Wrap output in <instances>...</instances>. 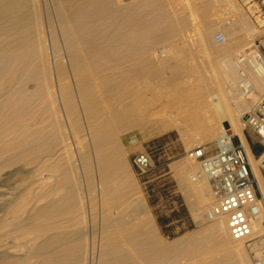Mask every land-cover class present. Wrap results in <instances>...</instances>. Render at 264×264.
<instances>
[{
  "label": "bare ground",
  "instance_id": "6f19581e",
  "mask_svg": "<svg viewBox=\"0 0 264 264\" xmlns=\"http://www.w3.org/2000/svg\"><path fill=\"white\" fill-rule=\"evenodd\" d=\"M209 1L141 0L129 8L120 0H0V264H10L15 257L9 239L21 232L30 215L50 220L47 226L29 223L33 230L44 226L48 232L58 215L68 216L76 209L77 216L85 218L91 204L84 201L79 187H89L94 180L102 200L98 237L85 243L84 239L64 240L59 234L41 235L45 240L39 248L70 245L62 247L65 252L53 255L56 249L45 254L46 264H67L73 249L76 264H252L247 246L232 240L218 223L212 222L199 240L187 241L185 247V237L162 241L144 199L121 175L119 135L151 124L158 131L173 127L199 132L185 142L189 147L203 144L215 139L223 127L213 104L217 100L228 131L244 146L264 194V175L240 124L256 96L242 95L234 64L258 30L240 9L233 11L230 22L213 25L205 17ZM197 11L202 18L197 23L193 19L195 39L189 42L187 30ZM219 27L226 42L214 49L210 39ZM179 36L181 42L167 45ZM178 50L186 57L178 56ZM193 51L201 52L205 60L187 63ZM200 66L209 68L208 85L197 79ZM245 70L255 92H264V74ZM144 75L161 80L166 94L138 95L133 86ZM61 155L69 173L80 168L85 180L72 179L68 173L53 175V180L44 176L59 170ZM20 162L46 164L24 170L22 163L23 168L14 172L24 173L35 185L29 209L22 199L17 201L20 191L9 192L4 181L10 172H2ZM177 168L193 216L203 220L210 200L208 184L191 181L198 166L190 161ZM254 231L264 235V224H256Z\"/></svg>",
  "mask_w": 264,
  "mask_h": 264
},
{
  "label": "rangeland",
  "instance_id": "374dc122",
  "mask_svg": "<svg viewBox=\"0 0 264 264\" xmlns=\"http://www.w3.org/2000/svg\"><path fill=\"white\" fill-rule=\"evenodd\" d=\"M140 1L141 0L139 1L138 0H120V2L126 6L128 4L130 5L133 3L130 6L128 5L129 8L138 6ZM207 7L209 8L207 9ZM205 8L208 11L207 12L205 10L207 13H205L206 15L204 14L206 17V20L212 22L213 25H217V26L218 25L220 26L221 23H226V21L227 23L228 21L230 22L233 17V11L237 12L240 9L243 15L249 20V22L253 23L257 27V30H258V33H257V36L255 37L254 42L249 46V48L248 47L246 48L245 52H248L252 49L257 48L262 54H264V0H210L205 6ZM196 13H197L196 16L192 18V20L193 19L195 20V23H197L198 21H201V18H202V16L201 18L200 16H198L200 15L199 11H197ZM207 14L209 15L207 16ZM192 20H191L190 29H188L189 31L187 30V33L189 35V37L187 38H189V42L192 39V37L193 38L195 37L194 36L195 32H194V27H193L195 26V24H194V20L193 21ZM219 28L215 31V33L224 32L223 28H220V29ZM210 41L212 44L211 46L214 49H218L220 45H218L214 41V35L210 39ZM173 42L174 43L181 42V36L177 37L176 40H172L168 42L169 44L167 43V45H171L170 43H173ZM240 44H242V42ZM171 48L174 49V47H170V49ZM176 54L178 56H181L182 54H184L185 57L187 55L185 52L181 53L179 50L176 51ZM188 54H189L188 55L189 58L186 60L187 63L195 64V62L205 60L201 52L193 51L192 53L189 52ZM208 74H209V68H207L206 66H200L199 68H197L196 75H197V79L199 80V83L204 84L207 82L206 84L208 85ZM160 81L161 80H159L158 78H152L150 76L144 75L139 78V80L134 84L133 87L135 88V91L137 92L138 95H143L145 98H151L156 95L166 94L164 90L162 89L163 85ZM213 120L214 119L211 118L210 123L214 125L215 120L214 121ZM199 134L200 133L196 131L180 132L178 129L173 128V127L165 131H158L151 124H147L141 127L140 129H134V130H130V131L122 133L121 135H119L118 143H117V145L119 146V152H120V158H121L120 159L121 175L124 177V180H126V182L130 185V189L137 190L138 192L137 195H140L144 199L148 215L151 216L153 222L155 223L157 230H158V234L161 237V240L166 243H170L171 241L173 242L177 239L185 237L184 243H183L184 247L185 245H187L188 242L191 243L192 240L193 242L199 240L204 235L205 229L208 226H210V224L212 225V222L206 221L204 217H202L203 220H200L198 217L193 216L192 206L190 205L191 201L190 199H188L183 189V186L180 183V179L178 176L177 165L182 164L184 161L189 162V160L186 158V152L192 148V147H189V145L185 142V139L187 137L195 136ZM244 135H245V138L247 139V142L254 150L262 151L261 146L257 142L255 136L250 131H244ZM236 136L234 138V142H238V138H237L238 136L237 137ZM215 137L217 138V135ZM215 139L211 141L207 140L203 144L207 145L209 150H212ZM138 153H145L151 158L152 169L145 174H138L132 164L133 156ZM260 153L259 154L257 152L255 153L254 157L257 160L259 159ZM60 157H61V161L59 164L61 166L59 167V170L55 173L49 172V171L44 172L43 174L45 177H50V179L53 180L54 179V177H52L53 175L60 174L64 176L68 173L69 175L70 174L74 175V176L70 175L71 178L74 177V179H76L77 177L78 179L82 178V180H85L84 179L85 175L82 174L83 172L80 168L73 171L75 172L74 174L72 171H70L71 173H69V171L66 169L67 165H65L67 161L65 159V155H63V157L61 155ZM22 163L23 162L18 163V166L14 164L11 167L4 168L2 172L4 171L6 173L10 172V175L12 177L9 175L10 177L8 178L9 181L8 179L4 181L5 184L11 188L9 192L11 193L14 192L13 194H16V193H19L20 191V195L17 201L21 202V199H22L23 203L26 204L27 209H29L32 206L31 201H32V204L34 203L33 194L35 193V185L30 184L31 183L30 179L26 177L24 173H14L17 170L16 167L20 168L22 166ZM63 163L64 165H62ZM190 163L195 166L197 165L195 162H190ZM23 166H24V170H29V169L34 170V169L40 168V166L44 168L46 167V164L42 165L41 163L40 165L39 163L38 164L33 163V164L25 166L23 163ZM261 172H262V175H264V171H261ZM94 181L89 187L88 186L86 187L85 185H81V184L79 187L81 188L79 191H81L80 193L84 201L88 199L89 203L91 204L90 208L92 211L87 208L85 218L81 219V217H78L77 216L78 211L76 209H74V212L76 213L73 212L69 214L68 216L63 215L64 217H62V215H58L52 220L51 224L53 228H51L48 232V230L43 231L42 227L47 226V223L48 225H50V220L46 219L45 221H43L44 219H36L35 217H32V215H30L29 221L28 219L26 220V222H28L27 223L28 225L25 223L24 226L20 228L21 232L13 233L11 239H9L12 242L11 243L12 250L11 249L10 250L13 251L10 254L15 255V257L11 259L9 263L10 264H17V263L19 264L20 263L21 264H46L48 263V261L45 262V260H47L46 255L48 254V252H50L49 255L53 253H54L53 255H56L64 251L62 247H64L65 249L66 246L68 248L70 246L69 244L68 245L66 244L65 246L56 245L53 250L50 248H39V244H41L40 242L45 240L43 239V237L47 238L48 236H52V235L58 236L59 234V236H62V238L64 237L63 238L64 240L75 241L77 239H80V240L84 239L83 242L85 241V243H87L90 237H95V238L98 237L99 235L98 216L100 215V212L102 210V206H100L101 205L100 202H102V200H101V195L96 191V187H95L96 182ZM70 184H73V181ZM84 191L87 193H85ZM141 216L142 215H139V217ZM58 218H61V219H58ZM33 221L39 224V226L41 224L44 226H41L38 228L35 227L36 229L34 228L33 230L31 226ZM66 221H68V223ZM30 222L31 224L29 226ZM59 224H60V228H57V226L55 225H59ZM84 226H85V229L83 228ZM28 227L30 228L28 229ZM9 228L10 226H7V228L5 229L8 230ZM22 229H24L25 231L24 230L22 231ZM37 229H40L43 232H39L40 230L37 231ZM44 233L46 236L44 235ZM16 234L17 235L19 234V235L17 236ZM41 235L43 237H41ZM31 239H33L34 241ZM68 248H66V250ZM19 249H21V251ZM56 249L58 251L60 249V251L58 252ZM54 250H56L57 252H53ZM67 252H69V249ZM71 252H73L71 254L73 256L71 260L70 259L67 260V264H73V263L76 264L75 258L77 259V256L74 257L75 250L74 249L70 250L69 253ZM174 252H176V250H174ZM69 253L68 255H70ZM245 253L247 254L249 260H251L250 262H252V255L248 248L247 249L245 248ZM21 258L23 259V261L21 260Z\"/></svg>",
  "mask_w": 264,
  "mask_h": 264
},
{
  "label": "built area",
  "instance_id": "2783aa9c",
  "mask_svg": "<svg viewBox=\"0 0 264 264\" xmlns=\"http://www.w3.org/2000/svg\"><path fill=\"white\" fill-rule=\"evenodd\" d=\"M214 41L218 45L226 42L220 32L215 33ZM234 64L242 95L249 99L256 96L241 115L240 124L243 133L250 131L261 146L258 161L260 170L264 171V92H255L245 70L247 67L257 75L264 74V54L257 48L239 53ZM235 136L222 127L212 150L205 144L189 149L186 158L198 166L190 179L208 184L210 200L203 212L204 219L220 224L232 240L245 244L251 252L252 264H264V235L254 231L256 224H264V194L254 178L245 148L237 136L238 142H234ZM132 164L138 174L152 169L151 158L145 153L135 154Z\"/></svg>",
  "mask_w": 264,
  "mask_h": 264
},
{
  "label": "water",
  "instance_id": "95a60500",
  "mask_svg": "<svg viewBox=\"0 0 264 264\" xmlns=\"http://www.w3.org/2000/svg\"><path fill=\"white\" fill-rule=\"evenodd\" d=\"M213 104H214L215 110H216V112H217V114H218L220 120L222 121V125H223V127H224V128H228V124H227L226 121H224V114H223V112H222V110H221V107H220L218 101H217V100H214V101H213ZM262 164H264V162H262Z\"/></svg>",
  "mask_w": 264,
  "mask_h": 264
},
{
  "label": "crops",
  "instance_id": "0c3cea01",
  "mask_svg": "<svg viewBox=\"0 0 264 264\" xmlns=\"http://www.w3.org/2000/svg\"><path fill=\"white\" fill-rule=\"evenodd\" d=\"M246 140H247V139H246ZM248 146H249V148H250L251 153L255 156V153H254L255 151L253 152L254 149L249 145V143H248ZM256 151H257V150H256Z\"/></svg>",
  "mask_w": 264,
  "mask_h": 264
},
{
  "label": "trees",
  "instance_id": "16d2710c",
  "mask_svg": "<svg viewBox=\"0 0 264 264\" xmlns=\"http://www.w3.org/2000/svg\"><path fill=\"white\" fill-rule=\"evenodd\" d=\"M254 151H255V152H254ZM253 152H254V153H256V152H257V153L259 154L261 151H260V150H259V151H258V150H257V151H256V150H253Z\"/></svg>",
  "mask_w": 264,
  "mask_h": 264
}]
</instances>
